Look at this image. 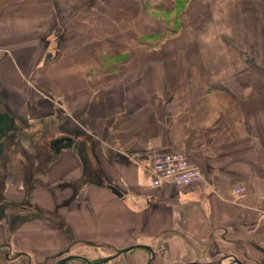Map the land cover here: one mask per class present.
<instances>
[{"label":"crops","instance_id":"crops-1","mask_svg":"<svg viewBox=\"0 0 264 264\" xmlns=\"http://www.w3.org/2000/svg\"><path fill=\"white\" fill-rule=\"evenodd\" d=\"M178 3L0 0V197L43 213L14 236L36 264L71 236L137 240L152 261L161 240L179 261L182 241L197 257L231 236L264 264V0ZM176 150L205 183L151 187L154 155Z\"/></svg>","mask_w":264,"mask_h":264},{"label":"rangeland","instance_id":"rangeland-1","mask_svg":"<svg viewBox=\"0 0 264 264\" xmlns=\"http://www.w3.org/2000/svg\"><path fill=\"white\" fill-rule=\"evenodd\" d=\"M187 0H179V6L181 7L183 5V3H185ZM83 6V5H82ZM81 8V7H80ZM71 9V7H70ZM177 11V10H176ZM175 11V12H176ZM83 11L82 10H76L73 11V13L71 15H77L79 17H81L83 14L87 13V11ZM174 12V15H175ZM82 13V14H81ZM170 14H165L164 18L166 19V21L171 20L170 18L172 17L174 20V15H172L171 17L168 16ZM133 34V32H131ZM114 34H112L113 36ZM109 36V35H107ZM4 129L0 128V145L3 146V143L7 142V139L3 137L4 135ZM3 139V140H2ZM49 139L46 138H41L39 139V141H43V145H47ZM47 142V143H46ZM49 150L51 151V149L49 148ZM1 155V154H0ZM152 156V155H151ZM4 168L3 165H1V169ZM4 174H10L12 176H14V174L10 171L4 170L3 171ZM16 175H20V174H16ZM24 180V179H23ZM3 181V179H0V183ZM27 182V181H26ZM25 183V182H23ZM109 184H111L110 182H108ZM197 185V184H196ZM237 187H242V186H237ZM23 188H28V186H24ZM236 188V187H234ZM233 188V189H234ZM26 192H24V195H20V194H16V196L19 199V201H16L14 199H6L4 197H0V225L3 226L5 225L6 227V237H5V246L3 248L0 249V264H20L24 263V257L20 256L17 257V259L12 260V258L14 257V254L17 251H24L26 252L28 255L31 256V263L32 264H36L35 262V251H33L32 249H29L28 247H26L23 243L28 237H25V235L23 233L18 234V241L22 242V244L19 243H15L14 240V236L15 233L17 231V229H19L20 227H22L24 224H26L28 221H44V216L42 215L43 213L38 212L36 210L35 207H33L34 205H31V203L29 202V199L27 196H25ZM232 200V199H231ZM235 202V201H234ZM236 203V202H235ZM252 231H247V233H251ZM226 240H229L231 243L230 244H225L224 242H219L222 243L219 246L216 245H212V244H207L209 242H202V243H196L198 249V256L194 257V252L196 251H191L189 249H192V244L189 243L187 244L185 241H182V247L183 248V252L185 253V255L183 258L181 257V259L178 261H174L175 259H173L175 252L177 250V246L175 245L173 247L168 245L166 246L165 242L158 241L155 243L156 245V249H157V253L161 254V255H165L166 258H160L157 260H153L151 262V264H182L184 262L190 261V260H196L199 262H202L204 264H214L216 262L217 258H221L222 256L228 254V253H224L228 250H234L236 252L240 251L242 252L241 255H239V259L243 260V263L246 264H262V262H260L259 257L257 258H253V251H248L247 248H245L246 246L243 245H239L240 242L235 241V239H233L231 236H225ZM73 240V241H71ZM71 245H64V247H59L57 249H55L54 251H50L49 253H44L43 255L41 254V258L42 260L37 263V264H52L55 263L58 259H60L62 256L68 255V254H80V255H84L87 258H89V260L92 261H98L100 259V257H102L103 255L106 254H112L115 251L106 248L108 245L104 242H100V241H95L93 240L92 237H88V238H84V239H79L76 240L74 238V236H71ZM28 241V240H27ZM221 241V240H220ZM134 243H138L137 240L134 241H130L125 243L126 245H131ZM206 243V244H204ZM27 245V244H26ZM125 245V246H126ZM191 245V247L189 246ZM244 247V248H243ZM179 248V247H178ZM4 249H6L7 251H10L9 255L10 257L12 256L11 259H6V257L3 255ZM6 251V252H7ZM58 251L62 252V256H58L57 253ZM134 251H138L137 249H134ZM190 252V253H189ZM139 253V252H136ZM143 259L139 260L138 263L139 264H144L147 259L149 258L150 254L146 251L143 252ZM156 253V252H155ZM189 253V254H188ZM131 256L133 254H130ZM136 255V254H134ZM129 256V253L127 254V252L124 253H120L117 257L111 259L110 261H108L107 263L104 264H133L136 263V259L134 258V256ZM9 257V258H10ZM141 257V256H140ZM199 258V259H198ZM129 259V260H127ZM23 261V262H22ZM64 264H82V262L80 260H75V259H71L66 261Z\"/></svg>","mask_w":264,"mask_h":264},{"label":"built area","instance_id":"built-area-1","mask_svg":"<svg viewBox=\"0 0 264 264\" xmlns=\"http://www.w3.org/2000/svg\"><path fill=\"white\" fill-rule=\"evenodd\" d=\"M147 171L151 177L150 185L153 188L169 184L189 186L205 183L199 167L189 159L186 153L179 150L156 153ZM243 189V187L233 189L232 200L236 203H239V196ZM261 244L264 246V238Z\"/></svg>","mask_w":264,"mask_h":264},{"label":"water","instance_id":"water-1","mask_svg":"<svg viewBox=\"0 0 264 264\" xmlns=\"http://www.w3.org/2000/svg\"><path fill=\"white\" fill-rule=\"evenodd\" d=\"M73 142H74V140L69 138V137H61V138L56 139V141L54 142V145H57L56 146L57 150H60L62 148L71 147L73 145ZM113 191L119 193L118 189L115 187H113ZM133 248H144V249H146L148 251V253L150 254V256L148 258V264L151 263L152 259L155 256L153 248L148 244L135 243V244L128 245L127 247L117 249V251L113 255L106 256V257L102 258L101 260H99L98 262H96L95 264H103V263L107 262L111 257L118 255L120 252L126 251V250H131ZM72 258L84 260V261H86L87 264H89V261L87 258H85L84 256H81V255H77V254H69V255L62 257L60 259L59 264H63L64 261L72 259ZM182 264H204V263L196 261V260H192V261L184 262ZM215 264H245V263H243V261L241 259H239L235 254L229 253V254L222 256Z\"/></svg>","mask_w":264,"mask_h":264},{"label":"flooded vegetation","instance_id":"flooded-vegetation-1","mask_svg":"<svg viewBox=\"0 0 264 264\" xmlns=\"http://www.w3.org/2000/svg\"><path fill=\"white\" fill-rule=\"evenodd\" d=\"M54 145V144H53ZM55 147L57 146V145H54ZM53 146V147H54ZM1 226V225H0ZM4 226V225H3ZM2 227V226H1ZM5 246V241H1L0 242V249L1 248H3ZM121 249V248H120ZM6 249H4V252H3V255L6 257V259H11L12 258V256L10 257V255H9V253H10V251H7ZM117 251V250H116ZM115 251V252H116ZM114 252V253H115ZM113 253V254H114ZM121 253V252H120ZM119 253V254H120ZM73 254H75V253H73ZM112 254V255H113ZM118 254V255H119ZM57 255L58 256H62L63 254H62V252L61 251H58V253H57ZM69 255V254H68ZM77 255H80V254H77ZM117 255V256H118ZM20 256H23L24 257V263H21V261H20V264H31V257H30V255H28L26 252H24V251H17L15 254H14V257L12 258V260H14V259H17V257H20ZM66 256V255H65ZM81 256H84V255H81ZM108 256H110V255H108ZM10 257V258H9ZM62 257H64V256H62ZM61 257V258H62ZM85 258H87L86 256H84ZM106 257V256H105ZM114 257H116V256H114ZM60 258V259H61ZM104 258V257H103ZM112 258V257H111ZM60 259H58L55 263H52V264H59V262H60ZM72 259H75V258H72ZM88 259V261H89V264H95L96 262H98L99 260H101V259H99L98 261H92V260H89V258H87ZM70 260V259H69ZM76 260H80L81 262H82V264H87L86 263V261H84V260H81V259H76ZM66 261H68V260H66ZM66 261H64L63 262V264L66 262ZM23 262V261H22ZM144 264H148V259H147V261L144 263ZM151 264V263H150Z\"/></svg>","mask_w":264,"mask_h":264}]
</instances>
